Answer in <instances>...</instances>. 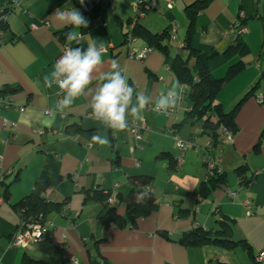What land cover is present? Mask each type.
Instances as JSON below:
<instances>
[{"label": "crops", "instance_id": "0c3cea01", "mask_svg": "<svg viewBox=\"0 0 264 264\" xmlns=\"http://www.w3.org/2000/svg\"><path fill=\"white\" fill-rule=\"evenodd\" d=\"M84 1L91 8L100 0ZM133 1L114 0L111 8L89 15L72 0H0L9 7L8 29L0 30V101L10 103L0 109L1 264H24L25 260L32 264H264V260L254 259L264 251V103L257 99L264 93V0H210L196 14L195 6L188 8L193 17L190 47L216 52L208 61L212 75L220 78L231 64H244L231 78L227 105L215 103L227 112L258 84L234 116L237 130L232 141L220 142L222 126L216 129V137L205 129L207 118L212 123L218 119L213 111L198 118L188 116V87L180 82L181 100L169 112L156 113L148 107L141 119L128 118V122L144 120L148 127L138 140L128 128L113 132L93 119L87 98H80L64 113L54 111L63 94L56 85L45 87L43 76L66 48L86 49L90 37L105 46L104 70L117 60L128 83L153 100L178 81L170 62L178 54L186 55L187 7L197 0H174L169 10L164 0H159L157 8L139 20L138 24L153 33H169L171 22L176 25L174 42L162 41L166 51L153 48L143 60L126 55L124 32ZM73 7L89 21L87 28L73 29L52 18L57 9ZM240 18L245 27L240 38L249 52L227 57L223 53L235 38L233 25ZM62 30L77 31L78 39L69 42L66 36L59 37L57 32ZM135 45L149 46L138 36ZM162 126L173 127L181 139L194 137L178 171L170 169L179 151L172 137L159 131ZM82 130H92V136L106 133L110 146L93 144L92 136ZM207 142L210 147H206ZM205 152L220 160L225 181L202 197L199 188L205 178ZM48 156L57 164L47 166L51 185L44 196L55 203L66 202L46 215L49 227L41 241L15 246L11 239L19 223L16 203L34 189ZM135 175L150 179L143 189H151L157 208L131 224L125 199L117 201L116 213L124 222L104 227L101 216L105 204L95 195L116 197L122 193L125 197L132 186L130 177ZM228 191H235V197L230 198ZM244 200L251 205V215L246 214ZM220 220L230 223L229 238L247 241L252 256L241 247L226 249L211 243L186 246L179 242L183 233L195 227L216 231Z\"/></svg>", "mask_w": 264, "mask_h": 264}, {"label": "trees", "instance_id": "16d2710c", "mask_svg": "<svg viewBox=\"0 0 264 264\" xmlns=\"http://www.w3.org/2000/svg\"><path fill=\"white\" fill-rule=\"evenodd\" d=\"M75 5H78L86 10L89 15H94L101 10L108 7L107 0H100L97 4L91 8L88 7L84 1L83 4L79 0H72ZM210 0H197L191 6L187 7L189 17V27L184 36L183 46L186 50V55H176L170 62V68L178 81L188 87V96L191 102L188 116L202 117L205 113L213 111L217 116V121L212 123L208 118L204 121V127L210 132L212 137H216V129L219 126L229 128L233 133L237 130V126L234 122V116L238 111L243 101L256 90L255 84L249 89L231 108V110L225 112L221 105L214 102L215 94L221 89L225 82L233 78L243 67L244 64L241 61H237L228 66L224 76L215 78L208 67V61L216 55V52L210 50L208 52H200L190 47V27L192 24V15L189 12L190 7H194V13L196 14L200 9L204 8ZM257 1H255L256 6ZM9 7L0 4V15L2 13L7 14ZM240 23L244 24V19L240 18ZM8 29L7 23H0V30L5 31ZM133 33L141 40L146 42L149 46L157 50L167 49L166 45H163L162 41L168 40V31L164 30L161 33H153L147 28L137 24ZM65 30L57 32L59 37H65ZM248 51L247 44L236 36L230 46L224 51V55L232 57L234 55L242 57ZM192 60V63L190 61ZM13 90V89H11ZM262 102L264 103V93L262 95ZM78 130H80L78 128ZM81 131V130H80ZM88 136H92L93 131H84ZM174 161L171 163L173 165ZM56 165L57 162L51 156L47 157V162L44 165L39 177L35 181L34 189L25 197L16 203L19 217L25 221H40L45 220L46 215L53 209L64 205L66 199L62 203H55L48 200L44 196V192L50 187L51 180L47 174L48 165ZM242 171V168H238ZM131 188L123 197L122 193L116 194V199L120 203L126 201V215L131 224L135 223L138 218L145 217L154 211L158 204L156 198L150 188L144 190L143 187L150 181V179L143 175H135L130 177ZM225 181L224 174L214 175L207 180H203L200 184L199 193L202 197H206L215 187ZM109 193L105 195L100 193L95 195L99 200L103 202L109 196ZM102 223L105 226L113 223L115 225L123 224L124 218L120 217L116 213V207L111 206L106 208L101 216ZM220 228L216 231L204 230L202 227H195L193 230L183 233L179 242L186 246H200L206 243H211L220 248L233 249L235 247L243 248L249 255L252 256L250 245L245 239L232 240L229 238L228 232L230 231V223L225 220H220ZM255 257V255H254ZM31 260H25L24 264H32ZM214 264H228L226 262L217 261Z\"/></svg>", "mask_w": 264, "mask_h": 264}, {"label": "clouds", "instance_id": "9594fccd", "mask_svg": "<svg viewBox=\"0 0 264 264\" xmlns=\"http://www.w3.org/2000/svg\"><path fill=\"white\" fill-rule=\"evenodd\" d=\"M81 4L84 0H79ZM57 22L73 29L87 28L89 21L76 8L70 10L57 9L52 14ZM79 33L69 31L65 34L67 41H76ZM104 44L97 43L90 37L86 49L68 47L55 62L52 70L43 76L44 86L52 88L56 85L63 93L54 106V111L64 113L70 110L80 98H87L91 108V116L106 129L113 132L125 131L128 118L141 119L142 113L152 105L156 113L166 114L177 106L181 100L182 89L179 81L171 84L166 92L155 100L135 89L122 74L120 64L112 60L107 71L104 70ZM96 81L93 86V81ZM91 142L100 147L110 146L107 134H94ZM138 249L133 248V251Z\"/></svg>", "mask_w": 264, "mask_h": 264}, {"label": "built area", "instance_id": "2783aa9c", "mask_svg": "<svg viewBox=\"0 0 264 264\" xmlns=\"http://www.w3.org/2000/svg\"><path fill=\"white\" fill-rule=\"evenodd\" d=\"M173 1L174 0H164L166 9L169 10L172 8ZM107 2H108V8H111L113 6L114 0H107ZM158 3L159 0H134L132 2V15L130 16L128 25L124 32V41L128 45V50L126 54L128 58L143 60L147 56L148 52L151 49H153L151 46H143V47L136 46L135 42L137 40V36L133 33V31L135 26L138 24L139 20L144 18L147 12L157 8ZM3 22L7 23V14L4 13L0 15V23ZM233 27H234V37L240 36L245 31V27L243 24L240 23V19H238L234 23ZM175 32H176V25L172 21L168 33L169 43L174 42L176 38ZM58 93L63 94L59 90V88H58ZM257 99L259 102H262L263 99L262 95H258ZM9 105H10L9 102L1 103L0 101V109L1 107H8ZM149 107L152 109L153 106L150 105ZM18 109L21 110L22 107H18ZM128 129L131 131L134 138L138 140L141 138V131L147 130L148 127L144 120H142L140 123H136L134 120H131L128 122ZM109 130L113 131L111 129ZM159 131L163 134L170 135L175 142L179 154L174 158V163L170 171H178L183 165V154L187 149V146L194 145V137H190L188 139H181L177 136L175 129L173 127L166 128L162 126L159 128ZM220 134H221L220 142L228 143L232 141L233 132L229 128L222 127ZM210 146L211 143L207 142L206 147H210ZM216 146H218V144H216ZM202 161L205 168L204 180H207L214 175H220L221 173H223L220 166V160H213L208 152H205L204 156L202 157ZM228 192L230 198L235 197L236 195L235 191H228ZM116 203H117L116 197L112 194H110L104 201L105 208L114 206ZM243 205L246 208V214L251 215L252 211L249 202L247 200H244ZM213 212H216V209H213ZM48 227H49V223L45 221L40 222L38 220V221L29 222L19 217L18 228L11 239V243L19 247H25L27 245H35L44 238ZM254 259L257 262L264 260V251H261L258 254H256ZM73 262L76 263L75 260H73ZM0 264H1V257H0Z\"/></svg>", "mask_w": 264, "mask_h": 264}, {"label": "rangeland", "instance_id": "374dc122", "mask_svg": "<svg viewBox=\"0 0 264 264\" xmlns=\"http://www.w3.org/2000/svg\"><path fill=\"white\" fill-rule=\"evenodd\" d=\"M254 51H255V48H254ZM248 52L249 50L243 56H246ZM229 98L231 99V79L225 82L224 85L221 87V89H219V91L215 94L214 102L215 100L216 102L221 101L223 102L224 105L225 104L227 105L228 101L230 100ZM229 110H231V108Z\"/></svg>", "mask_w": 264, "mask_h": 264}]
</instances>
